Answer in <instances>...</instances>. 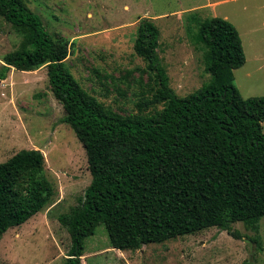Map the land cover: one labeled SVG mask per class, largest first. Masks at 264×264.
Listing matches in <instances>:
<instances>
[{"label":"trees","instance_id":"obj_1","mask_svg":"<svg viewBox=\"0 0 264 264\" xmlns=\"http://www.w3.org/2000/svg\"><path fill=\"white\" fill-rule=\"evenodd\" d=\"M0 15L22 36L4 56L11 67L47 66L66 122L83 144L92 180L77 204L58 215L71 236L63 264H83L85 239L106 227L111 247L141 249L216 226L240 237L233 224L258 231L264 217V95L243 97L234 71L246 62L236 25L221 16L199 20L209 80L178 95L159 53L160 29L140 21L135 51L154 71L153 113L124 115L100 103L66 63L69 44L56 39L27 0H0ZM191 19L199 16L191 13ZM199 18V17H198ZM55 189L40 149L24 148L0 162V239L41 212Z\"/></svg>","mask_w":264,"mask_h":264},{"label":"rangeland","instance_id":"obj_2","mask_svg":"<svg viewBox=\"0 0 264 264\" xmlns=\"http://www.w3.org/2000/svg\"><path fill=\"white\" fill-rule=\"evenodd\" d=\"M56 39L66 40V63L79 82L105 107L124 115L149 114L154 71L135 51L140 21L160 29L158 53L170 85L185 96L206 83L205 48L195 40L199 20L221 16L239 30L246 62L234 71L243 97L264 95V0H27ZM197 12L199 18L191 19ZM22 36L0 15V70L4 56ZM0 162L24 148L40 149L55 194L44 209L9 228L0 239V264H63L71 236L58 219L77 204L92 180L85 148L49 83L47 66L15 67L0 78ZM264 130V121H263ZM229 231L212 226L141 249L111 247L106 227L85 239L83 264H264V217L258 231L239 221Z\"/></svg>","mask_w":264,"mask_h":264},{"label":"water","instance_id":"obj_3","mask_svg":"<svg viewBox=\"0 0 264 264\" xmlns=\"http://www.w3.org/2000/svg\"><path fill=\"white\" fill-rule=\"evenodd\" d=\"M0 82H1V80H0Z\"/></svg>","mask_w":264,"mask_h":264}]
</instances>
